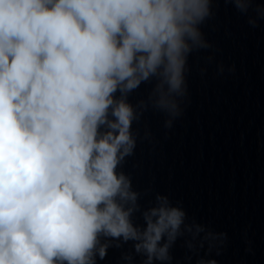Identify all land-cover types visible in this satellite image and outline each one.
Segmentation results:
<instances>
[{
  "label": "clouds",
  "instance_id": "clouds-1",
  "mask_svg": "<svg viewBox=\"0 0 264 264\" xmlns=\"http://www.w3.org/2000/svg\"><path fill=\"white\" fill-rule=\"evenodd\" d=\"M254 12L253 27L264 3ZM213 15L212 0H0V264H97L129 241L142 264H170L179 237L189 250L201 233V248L216 239L167 196L142 209L118 171L145 110L169 129L182 115L187 59L212 47L200 25ZM153 80L147 100L128 102Z\"/></svg>",
  "mask_w": 264,
  "mask_h": 264
}]
</instances>
